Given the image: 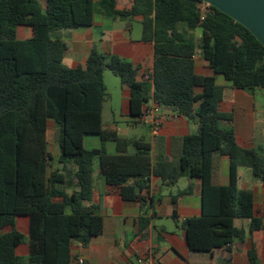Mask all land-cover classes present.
Masks as SVG:
<instances>
[{
    "label": "trees",
    "instance_id": "16d2710c",
    "mask_svg": "<svg viewBox=\"0 0 264 264\" xmlns=\"http://www.w3.org/2000/svg\"><path fill=\"white\" fill-rule=\"evenodd\" d=\"M119 2L101 0L114 19H140L142 40L154 46L148 78V70L141 73L139 65L95 48L84 63L64 65L68 45L53 33L91 27L94 0H0V264H18L23 243L28 264H72L73 244L88 246L104 229L101 204L93 203L97 170L123 200L142 205L152 201V175L166 185L191 180L174 203L193 192L194 179L201 180L202 212L181 225L188 248L225 251L229 264L233 246L247 235L249 262L261 264L264 218L255 215L253 192L239 187V168H251L264 186V147L238 140L233 115L220 110L224 87L217 77L238 90L264 89V46L228 14L212 6L203 12L201 0H130L124 8ZM198 50L213 75L196 72ZM105 71L129 90L134 124H142L153 104L197 125L182 138L177 164L154 159L146 139L104 127ZM50 121L60 133L57 162L49 149L55 141ZM90 136L114 142L116 152L86 148ZM222 157L230 161L226 185L215 179ZM23 215L29 217L28 235L16 228ZM237 219H247V228ZM140 224L147 229L151 218L143 213Z\"/></svg>",
    "mask_w": 264,
    "mask_h": 264
},
{
    "label": "crops",
    "instance_id": "0c3cea01",
    "mask_svg": "<svg viewBox=\"0 0 264 264\" xmlns=\"http://www.w3.org/2000/svg\"><path fill=\"white\" fill-rule=\"evenodd\" d=\"M129 5L130 0H120L118 8ZM136 19L139 18L134 20ZM131 21L127 23L128 29H131ZM92 26L101 29L96 34L86 32V34L72 35L68 39L69 43L66 42L68 45L66 56L70 55L75 60L80 59L79 64L84 63L93 48L97 49L91 45L96 40L102 48V51L97 50L104 54H113L114 44L117 41L124 43L127 47L131 45L132 41L128 39L127 32L125 30L118 32L113 30L112 22L109 19L101 21L94 15ZM105 29L109 33L108 31L105 32ZM197 33L200 32L197 31L196 35ZM139 44V48L131 49L132 59L129 61L139 65L141 67L140 72L144 73L153 66L154 46L151 42H144L142 36ZM195 69L200 75H213V70L199 55L195 57ZM219 77H217V84L224 87L220 110L233 115L231 125L235 128L238 140L248 148L259 149L264 147V89H257L253 93L238 90L233 88L224 77ZM122 89L124 101L129 107L130 92L125 87ZM149 106L152 108L155 105L149 104ZM157 114L162 118V127L157 134L152 131L149 123L144 122L138 126L146 127L150 131V138L144 139L151 143L154 159L162 156L177 164L182 138L195 132L197 125L169 108L159 107ZM112 127L119 132L118 126ZM88 138L95 139L92 148L104 147L109 153L116 152V146H110L109 142L103 144L98 136ZM229 169V159L227 157L220 158L215 177L218 183L222 185L229 183ZM193 182V192L179 196L174 203L173 196L183 191L179 189L175 192L179 181L174 185H166L160 177L152 175L150 177L152 201L142 205L140 202L123 200L117 189L111 188L97 170L93 203L101 204L104 229L102 234L94 237L88 246L73 244L72 254L74 258L72 264H79L78 258L84 259L83 264H141L140 260L147 251H151L153 257L162 264H227L223 260L227 254L225 251L215 250L212 253H203L188 248L185 230L181 226L182 220L180 218L197 216L202 212V181L194 179ZM190 183L191 180L188 179L187 187ZM239 187L253 192L255 215L264 218V186L259 179L253 176L251 168L244 166L239 168ZM143 213L151 218L150 226L144 230L141 229L140 224V217ZM174 214L178 217V221L173 218ZM170 219H173L175 225L168 223ZM15 223L19 231L28 235L30 226L28 216H17ZM236 224L247 228L248 220L237 219ZM8 230L10 227L6 229V231ZM250 243V238L247 235L244 241L237 242L235 247L233 246L232 259L229 264H250L247 256ZM262 246L263 254L260 262L264 264V233ZM16 253L19 257L29 255L28 244L20 245Z\"/></svg>",
    "mask_w": 264,
    "mask_h": 264
},
{
    "label": "rangeland",
    "instance_id": "374dc122",
    "mask_svg": "<svg viewBox=\"0 0 264 264\" xmlns=\"http://www.w3.org/2000/svg\"><path fill=\"white\" fill-rule=\"evenodd\" d=\"M42 3H45V0H41ZM95 5V17L101 21H107L109 19L112 22V28L115 31L125 30L127 32V37L130 39L131 45L127 47L122 42H116L113 49V54H119L126 60L132 59L131 49L132 48H139L140 44L139 41L141 40L142 36V25L139 19L131 21L132 24L131 29H128V20L117 18L115 21L112 17H108L109 14L105 11L103 5L101 4V0H94ZM101 28L98 27H80L71 30H59L53 33L54 38L62 39L65 42H68V39L72 35L76 34H86V32H93L96 34ZM108 30L105 29V32ZM24 29H20V36L23 35ZM109 33V31H108ZM107 33V34H108ZM197 38H200V33H197ZM92 46L96 47L97 49L102 51V48L99 42L94 41ZM80 59H73L70 55H67L64 59V65L69 67H75L80 63ZM219 77V76H218ZM220 78V77H219ZM105 84L107 87V91L109 93V97H107L104 103L103 109V124L105 128L118 126L120 136H127L131 138H150V131L146 127L138 126L134 124V118L129 115L128 112V104L125 103L123 97V89L120 82V78L113 74L111 71H105ZM49 130L50 134L52 132L54 136V143L49 146L50 151L54 155V160L57 162L58 154L60 153L59 150V131L56 125L50 121L49 122ZM95 139L88 138L86 139L85 147L90 149L93 147V142ZM110 146H116L114 142H109ZM187 178H181L179 180L178 186L175 188V192L179 189L184 190L187 187ZM168 223H172L175 225L173 219L168 220ZM181 224V223H180ZM28 255L26 257H21L18 264H28Z\"/></svg>",
    "mask_w": 264,
    "mask_h": 264
},
{
    "label": "water",
    "instance_id": "95a60500",
    "mask_svg": "<svg viewBox=\"0 0 264 264\" xmlns=\"http://www.w3.org/2000/svg\"><path fill=\"white\" fill-rule=\"evenodd\" d=\"M239 22L264 46V0H201Z\"/></svg>",
    "mask_w": 264,
    "mask_h": 264
},
{
    "label": "built area",
    "instance_id": "2783aa9c",
    "mask_svg": "<svg viewBox=\"0 0 264 264\" xmlns=\"http://www.w3.org/2000/svg\"><path fill=\"white\" fill-rule=\"evenodd\" d=\"M201 9L203 10V12L207 11L209 5L205 2H201L200 4ZM199 55L200 56V51H197V54L195 55V57ZM152 71L151 68L148 69V72L146 73V78H148V74ZM159 110V106L155 105L152 108H150L149 110H147V112L144 114V116L141 118L142 123L146 122L151 124L152 127V131L157 134L162 127V118L160 115L157 114V111ZM186 218H180V220L184 221ZM78 263L79 264H83L85 261L83 258H78ZM141 264H162L159 260H156L151 251H147L143 258L140 260Z\"/></svg>",
    "mask_w": 264,
    "mask_h": 264
}]
</instances>
